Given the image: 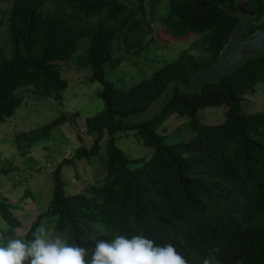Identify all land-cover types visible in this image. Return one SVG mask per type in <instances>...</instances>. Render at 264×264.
<instances>
[{
    "label": "trees",
    "instance_id": "1",
    "mask_svg": "<svg viewBox=\"0 0 264 264\" xmlns=\"http://www.w3.org/2000/svg\"><path fill=\"white\" fill-rule=\"evenodd\" d=\"M13 1L7 23L8 54L0 50V123L16 115L24 98L18 91L32 85L44 97L61 99L68 87L60 62L75 58L85 38L90 46L85 64L92 68L93 82L103 89L104 108L87 118L93 137L64 159L53 174L49 208L26 234L52 221L51 235L85 248L95 239L114 233L143 234L158 244H173L187 264H264V111L247 113L245 96L264 84V53L246 58L230 75L205 82L195 90L180 82H192L203 69L214 66L242 19L251 16L243 37L264 28V0H169L161 25L175 39L205 37L202 57L180 56L129 90L106 79V66L114 64L112 42L122 37L128 50L140 48L145 38L146 4L153 15L162 0H0ZM141 13V15H140ZM3 21L0 20V26ZM134 33V43L129 38ZM75 58V59H74ZM158 109L138 122L134 117ZM226 106V117L217 125L200 122L206 108ZM188 118L194 137L174 144L159 133L171 116ZM66 123L60 116L30 132H19L16 143L21 156L34 144L51 136ZM134 132L153 149L149 159L132 167L117 146V134ZM106 141L102 181L84 192L70 194L63 172L76 161L91 163ZM8 170L3 167L2 173ZM14 206L0 199V214L9 227L0 238L14 235L20 221ZM90 258V252L89 256Z\"/></svg>",
    "mask_w": 264,
    "mask_h": 264
},
{
    "label": "rangeland",
    "instance_id": "2",
    "mask_svg": "<svg viewBox=\"0 0 264 264\" xmlns=\"http://www.w3.org/2000/svg\"><path fill=\"white\" fill-rule=\"evenodd\" d=\"M122 1L133 6L139 4V0ZM241 1L238 0L237 3ZM55 5L56 1L51 0L47 8L52 9ZM12 7L13 1L0 4V20L3 21L0 26V50H4L5 54L9 52L7 23ZM168 11L169 0H162L153 15L146 4L145 21L150 23V27L146 28L147 33H144L146 35L140 48L130 51L122 37L117 36L114 39L112 52L116 65L106 66L108 81L122 90H129L143 79L151 77L166 63L176 60L182 53L203 56L205 37L194 34L187 40L175 39L161 25V20ZM263 23L264 17L260 19L259 25ZM141 35L134 33L129 40L134 43L135 38ZM89 46L90 38H85L75 56L78 61L59 63L62 76L68 81V87L61 99L44 97L32 85L23 87L18 94L23 96L24 101L17 109L16 115L0 123V199L14 206L13 212L20 221L14 235L2 237L0 241L26 238L36 219L49 208L56 167L64 159L73 157L80 147H89L93 143V137L88 135L86 130V120L102 111L104 101L99 97L103 85L91 80L92 68L84 62ZM244 103L247 113L264 111V84H258L254 93L247 94ZM157 107L155 105L146 114L134 117L132 122L152 115ZM226 111V106L203 109L200 112V122L209 125L220 124L226 117ZM60 116L66 117V123L55 128L49 138L34 144L26 156H21L15 141L16 135L43 127ZM159 133L168 144L191 141L195 136L190 130L188 118L176 115L165 122ZM117 136V146L131 161H135L131 164L133 168L152 156L153 149L146 146L134 132L118 133ZM105 147L106 141L102 144L99 156L91 163L81 160L76 161L74 166L64 168L63 176L67 182L68 193L84 192L90 185L102 181L106 163ZM3 167L8 170L7 173H2ZM51 224L49 219L43 221V225ZM0 229L9 232L1 214ZM52 232L53 229L50 233Z\"/></svg>",
    "mask_w": 264,
    "mask_h": 264
},
{
    "label": "clouds",
    "instance_id": "3",
    "mask_svg": "<svg viewBox=\"0 0 264 264\" xmlns=\"http://www.w3.org/2000/svg\"><path fill=\"white\" fill-rule=\"evenodd\" d=\"M93 243L91 249L69 243L42 224L30 239L0 241V264H187L173 244L161 245L143 234L114 233Z\"/></svg>",
    "mask_w": 264,
    "mask_h": 264
},
{
    "label": "water",
    "instance_id": "4",
    "mask_svg": "<svg viewBox=\"0 0 264 264\" xmlns=\"http://www.w3.org/2000/svg\"><path fill=\"white\" fill-rule=\"evenodd\" d=\"M233 15L239 16L242 21L230 37L229 43L222 49L219 61L214 66L201 70L192 82H180L186 89H198L207 81L218 82L222 76L232 74L246 58L264 53V28L249 37H243L250 25L251 16L242 10L233 12Z\"/></svg>",
    "mask_w": 264,
    "mask_h": 264
}]
</instances>
